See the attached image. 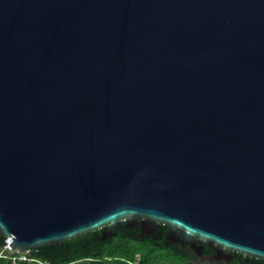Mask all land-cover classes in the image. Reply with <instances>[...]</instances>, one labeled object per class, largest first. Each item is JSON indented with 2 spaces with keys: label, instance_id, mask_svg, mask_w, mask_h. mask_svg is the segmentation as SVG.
<instances>
[{
  "label": "water",
  "instance_id": "95a60500",
  "mask_svg": "<svg viewBox=\"0 0 264 264\" xmlns=\"http://www.w3.org/2000/svg\"><path fill=\"white\" fill-rule=\"evenodd\" d=\"M137 225L264 258V0H0V234Z\"/></svg>",
  "mask_w": 264,
  "mask_h": 264
},
{
  "label": "trees",
  "instance_id": "16d2710c",
  "mask_svg": "<svg viewBox=\"0 0 264 264\" xmlns=\"http://www.w3.org/2000/svg\"><path fill=\"white\" fill-rule=\"evenodd\" d=\"M5 244L6 238L0 234V252ZM21 255L6 251L0 264H198L181 250L141 233L139 226L123 228L106 239L101 229L92 230L60 245L32 247L24 254L26 259H20ZM238 255L242 258L239 264H264V258L248 256L246 260L241 253Z\"/></svg>",
  "mask_w": 264,
  "mask_h": 264
},
{
  "label": "flooded vegetation",
  "instance_id": "af4514ba",
  "mask_svg": "<svg viewBox=\"0 0 264 264\" xmlns=\"http://www.w3.org/2000/svg\"><path fill=\"white\" fill-rule=\"evenodd\" d=\"M152 237L161 241L167 247L172 246L174 249L181 250L186 258L198 264H239L242 261L237 251L223 250L220 246L187 240L165 225L159 226ZM244 258L248 259L247 256H244Z\"/></svg>",
  "mask_w": 264,
  "mask_h": 264
},
{
  "label": "built area",
  "instance_id": "2783aa9c",
  "mask_svg": "<svg viewBox=\"0 0 264 264\" xmlns=\"http://www.w3.org/2000/svg\"><path fill=\"white\" fill-rule=\"evenodd\" d=\"M6 251H10V252H14V251H16V250L12 247V244H11L9 241H7V239H6V244H5V247H4L3 252H0V257L3 256V254H4ZM24 254H25V253H22V255L19 256V258H20V259H26V257H25ZM15 258H16V257H15Z\"/></svg>",
  "mask_w": 264,
  "mask_h": 264
}]
</instances>
